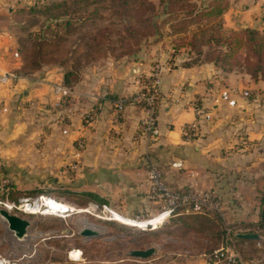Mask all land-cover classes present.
<instances>
[{
	"label": "crops",
	"instance_id": "0c3cea01",
	"mask_svg": "<svg viewBox=\"0 0 264 264\" xmlns=\"http://www.w3.org/2000/svg\"><path fill=\"white\" fill-rule=\"evenodd\" d=\"M256 5L253 9H262ZM12 13L0 5V71L16 75L0 85V173L12 175L13 188L22 191L42 178L55 180L54 185L90 204L75 208L60 202L66 211L93 210L91 203H96L122 219L149 220L161 206L148 184L152 162L169 188L216 189L233 224L258 222L264 193V80L254 81L241 71L222 72L211 61L186 64L184 53L168 60L162 50L153 57L150 45L137 58L132 53L87 55L74 45L75 53H68L62 67L32 69L26 66L22 32L12 25ZM261 13L245 22L242 16L223 17L225 25L236 29L251 27ZM261 24L254 27L262 29ZM154 68L160 130L155 140L140 133L144 112L130 101L144 87L141 78ZM91 111L95 119L86 125L83 118ZM190 123H196L197 131L186 140L181 131ZM80 138L83 150L76 146ZM98 227L101 236L95 241L118 237Z\"/></svg>",
	"mask_w": 264,
	"mask_h": 264
},
{
	"label": "rangeland",
	"instance_id": "374dc122",
	"mask_svg": "<svg viewBox=\"0 0 264 264\" xmlns=\"http://www.w3.org/2000/svg\"><path fill=\"white\" fill-rule=\"evenodd\" d=\"M212 4V0H6L0 5L7 12L12 10L16 21L12 25L22 32L26 66L32 69L42 64L62 67L68 53L75 51L74 45L76 50L82 47L87 55L102 52L105 56L113 52L120 58L125 53H132L131 57L137 58L145 52L144 46L150 45L153 57L162 50L168 52V60L184 53L188 58L186 64L215 59L222 72L248 74L243 68L242 48L226 57L222 39L211 42L217 31H241L243 28L225 25L223 15L205 16ZM256 4L262 9H253ZM256 12H262L258 17L260 20L251 27L264 25V0H227L224 15L228 13L226 18L231 21L242 16L245 22L255 19ZM93 42L97 49L87 47ZM1 173L8 174L6 177L13 188L12 175L5 171ZM48 180L42 178L27 190L13 188L9 198L35 199L44 193L61 198V204L75 208L90 206L62 185H54ZM95 204L91 203L93 210L84 212L50 213L47 207L32 214L18 212L30 221L27 235L21 241L14 240L0 216V258L13 260L16 264H202V254L217 247L224 235L218 215L206 210H180L162 225H139V228L118 221L101 224L98 216L105 214L101 213L102 207L97 208ZM0 208L3 207L0 205ZM85 222L96 230L102 226L104 232L111 233L108 235L117 234L118 237L101 242L82 236L79 230ZM234 225L238 232L247 228L248 232L260 235L258 240H236L235 246L246 257L260 259L264 264V227L258 222ZM148 247H153L155 252L145 259L129 255V250ZM74 249L81 250L82 258L75 252L70 257Z\"/></svg>",
	"mask_w": 264,
	"mask_h": 264
},
{
	"label": "built area",
	"instance_id": "2783aa9c",
	"mask_svg": "<svg viewBox=\"0 0 264 264\" xmlns=\"http://www.w3.org/2000/svg\"><path fill=\"white\" fill-rule=\"evenodd\" d=\"M16 75L11 72L0 71V85L8 84L15 79ZM142 76H140L141 78ZM144 81V87L136 94L130 97V101L138 104L144 116L140 120V133L148 135L151 139L155 140L160 135V130L157 126V100L159 96V75L156 68H154L148 76L141 78ZM245 96L249 93L245 91ZM196 101L193 102V105ZM117 107L122 110L123 102H119ZM96 113L94 111L88 112L83 122L90 125L95 119ZM197 131L196 123L186 124L182 127V136L184 139L189 140ZM83 139L76 140V146L79 150L84 149ZM180 162L172 163V166H179ZM75 168V164L71 169ZM9 180L6 176L0 173V205L12 214L18 212L28 211L24 210L27 204H33L34 200L47 199L49 202L54 198L52 195L41 193L35 199L31 197H18L16 200L9 198L12 186L9 185ZM148 184L151 191L158 196L161 206L158 213L153 215L152 219L159 218L158 225L166 223L173 215H175L181 208L188 211L191 209L193 212L206 210L214 212L220 218L224 235L222 242L215 248L206 251L202 254V264H263L260 259L246 257L239 248L235 246L237 233L235 225L228 218L227 210L225 207L224 199L221 193L216 189L208 188H193L187 187L179 190L169 188L162 180L161 172L158 167L150 162L148 164ZM47 207V206H41ZM101 213L105 214L98 216L100 219L113 220L114 210L106 205L101 206ZM48 208V207H47ZM50 213L58 212L55 208H48ZM108 214V215H107ZM18 215V214H17ZM135 220H142L139 217L132 218ZM115 221V220H114ZM0 264H16L15 261L10 259L0 258Z\"/></svg>",
	"mask_w": 264,
	"mask_h": 264
},
{
	"label": "trees",
	"instance_id": "16d2710c",
	"mask_svg": "<svg viewBox=\"0 0 264 264\" xmlns=\"http://www.w3.org/2000/svg\"><path fill=\"white\" fill-rule=\"evenodd\" d=\"M213 4L209 10L204 13L208 17H219L224 14L227 8V0H212ZM38 38V37H37ZM222 39V47H224L227 54L226 57L230 56L235 50L242 48V52L245 56L243 59L244 70L254 80H264V25L262 29L255 27H243L241 31L235 30H221L215 32V35L210 39L211 42ZM90 48L97 49L96 42L90 45ZM211 61L216 65V60ZM227 66V65H226ZM261 209L259 212L258 225L264 227V196L260 198ZM185 210V209H180ZM179 210V211H180ZM188 211H192L189 209ZM193 212V211H192ZM251 233V232H247ZM223 237L221 238V240ZM244 239L237 236L236 240ZM220 243V242H219ZM213 249V248H212ZM211 250V249H210ZM209 251V250H208Z\"/></svg>",
	"mask_w": 264,
	"mask_h": 264
},
{
	"label": "water",
	"instance_id": "95a60500",
	"mask_svg": "<svg viewBox=\"0 0 264 264\" xmlns=\"http://www.w3.org/2000/svg\"><path fill=\"white\" fill-rule=\"evenodd\" d=\"M52 183H56L55 180H51ZM0 216L6 222L8 230L17 240H22L27 235V228L30 221L24 217L17 214H12L6 209L0 208ZM80 235L90 238L100 237L101 233L95 229L87 226H83L79 230ZM237 236L244 239H260V235L254 233H237ZM155 252L153 247H148L146 249H132L129 250V255L135 258H147Z\"/></svg>",
	"mask_w": 264,
	"mask_h": 264
},
{
	"label": "bare ground",
	"instance_id": "6f19581e",
	"mask_svg": "<svg viewBox=\"0 0 264 264\" xmlns=\"http://www.w3.org/2000/svg\"><path fill=\"white\" fill-rule=\"evenodd\" d=\"M41 206H47L48 208H50V207L55 208V210H58V212H62V213L69 212V211H66V209L62 207L60 202L55 201L53 199L50 202L47 199H44V201H41L39 199L34 200L33 204H30V205L27 204L26 207L24 208V210L28 211L29 214H32V213H34V211L40 209ZM76 211H78V210H76ZM113 220L118 221V222L123 223V224H126L128 226H135V227L136 226L139 227V225L144 226V227H147L148 225H152L153 227H155V226H158V221H160L159 218H155L152 220H144V219H142V220H135V219L134 220H126V219H122L116 215H114ZM85 226L96 230L95 227H92L91 225L86 224V222H85ZM139 228H141V227H139ZM73 252H75V254L80 253L79 256L82 258L81 250H79V249L78 250L77 249L72 250L70 252V257H71V254Z\"/></svg>",
	"mask_w": 264,
	"mask_h": 264
}]
</instances>
